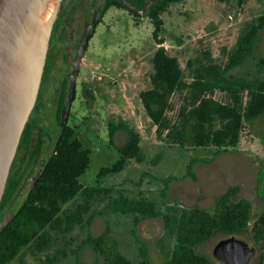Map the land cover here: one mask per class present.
<instances>
[{
    "label": "rangeland",
    "instance_id": "obj_1",
    "mask_svg": "<svg viewBox=\"0 0 264 264\" xmlns=\"http://www.w3.org/2000/svg\"><path fill=\"white\" fill-rule=\"evenodd\" d=\"M87 1L68 0L58 14L50 41L52 57L46 67L39 110L36 114L33 111L31 119L40 117L41 123L45 121L41 105L49 101L52 91L50 76L62 66L61 57L69 35L77 41L83 29ZM69 6L70 9L73 7L72 18L65 24L60 15ZM261 15H264V0H244L241 6L236 0H185L169 5L161 14L163 26L158 38L163 41L167 53L178 59L184 78L189 80L186 68L189 59L196 56L206 58L204 54L208 53L212 59L225 62L226 54L233 48L241 30L256 23ZM63 26L66 31L62 38L59 34ZM152 32L153 25L147 16L136 17L114 5L106 8L94 28L83 54L67 120L82 148L90 152L88 167L78 177V182L83 186L112 187L115 196L118 190L130 198L144 197L153 201L162 214L169 205H175L178 210L194 206L211 210L218 196L237 187V197L250 201L252 215L257 218L264 211V115L245 125L235 143L222 147L210 143L181 146L165 137L158 138L155 126L138 98L140 91L150 87L151 58L158 47ZM262 58L264 30L253 56L232 73L264 78V67L260 73L256 68ZM182 95L180 92L172 95L167 113L172 121ZM213 97L225 101L224 94L219 91L214 92ZM57 127L55 122L47 125L52 142ZM127 129L139 135V144L145 155L143 162L121 158L118 147L127 142ZM190 167L194 177L185 176ZM79 200L77 196L65 207ZM107 227L111 238L108 247H116L135 263L164 264L174 245V238L164 229L162 216L141 219L138 224H134L131 215L96 216L90 231L98 235ZM85 234L84 229L77 227L70 235L71 243L59 242L57 247H66L67 257L55 264H102V257L87 247L80 251L79 263H76L70 250L85 238ZM228 236L216 232L196 250L216 262L212 249ZM235 236L255 247V254L248 264H260L264 241L256 242L251 229ZM50 253H54V249ZM44 258L45 255L34 256L24 248L8 264H42Z\"/></svg>",
    "mask_w": 264,
    "mask_h": 264
},
{
    "label": "trees",
    "instance_id": "obj_2",
    "mask_svg": "<svg viewBox=\"0 0 264 264\" xmlns=\"http://www.w3.org/2000/svg\"><path fill=\"white\" fill-rule=\"evenodd\" d=\"M129 1L138 8L144 5V0ZM181 1L185 0H156L146 15L153 25L152 38L158 47L151 58L150 87L140 91L138 98L155 126L158 138L165 137L181 146L210 143L222 147L233 144L245 125L264 115V78L232 73L253 56L264 30V15L241 30L233 48L226 54L225 62L212 59L208 53L204 54L206 58L196 56L189 59L186 63L189 80H186L178 59L167 53L163 41L158 38L163 26L161 14L169 5ZM236 2L241 6L244 0ZM109 5L124 8L116 0H109L104 11ZM263 67L262 58L256 63L258 73ZM216 91L224 94L225 101L213 97ZM175 92L183 95L172 121L167 113ZM127 133V142L118 147L122 160L143 162L145 155L139 144V135L132 129H127ZM89 154L74 136L73 128L66 125L55 152L28 198L0 232V264L10 263L24 248L34 256L45 255L42 264H55L67 257L66 247H57L59 242L71 243L70 235L77 227L84 229L86 234L70 250L76 263H79L80 251L87 247L99 258L102 257V264H147L146 261L135 263L116 247H108L107 242L111 240L108 227L101 234L91 233L94 218L110 214L131 215L134 224L141 219L162 216L164 229L174 238L173 248L164 264H219L196 250L199 244L209 240L216 232L230 236L251 229L256 242L264 241V211L254 219L250 201L237 197V187L218 196L211 210L196 206L178 210L175 205H169L166 213L162 214L153 201L144 197L130 198L118 190L115 196L112 187L81 185L78 177L88 167ZM185 176L194 177L191 167ZM13 189V185L5 189L0 209ZM77 196L80 198L78 202L65 207ZM53 249L54 253H50ZM261 260L260 264H264V254Z\"/></svg>",
    "mask_w": 264,
    "mask_h": 264
},
{
    "label": "water",
    "instance_id": "obj_3",
    "mask_svg": "<svg viewBox=\"0 0 264 264\" xmlns=\"http://www.w3.org/2000/svg\"><path fill=\"white\" fill-rule=\"evenodd\" d=\"M67 1L55 0L47 24L39 39L34 42L40 10L47 0H0V203L8 186V177L17 162V147L24 128L37 103L53 27ZM116 1L129 11L146 16L156 0H144L142 8L136 7L129 0ZM106 2L107 0H95L93 5V0L87 1L83 29L77 39L78 45L74 57L71 53V41L75 37L73 35L69 37L64 50V61L71 66V69L64 70L67 77L66 94L53 145L45 154L44 161L29 177L12 206L4 214L0 211V232L23 206L50 156L54 153L68 118L78 66L88 39L94 31L95 23L104 12ZM53 89L52 102L55 111L61 91V84L57 83L56 76L53 77ZM32 144L33 141L31 146ZM255 251V247L250 246L245 240L230 235L214 245L212 255L220 264H248Z\"/></svg>",
    "mask_w": 264,
    "mask_h": 264
},
{
    "label": "flooded vegetation",
    "instance_id": "obj_4",
    "mask_svg": "<svg viewBox=\"0 0 264 264\" xmlns=\"http://www.w3.org/2000/svg\"><path fill=\"white\" fill-rule=\"evenodd\" d=\"M94 1L95 0H93V5H94ZM108 1L109 0H107L106 4L108 3ZM69 9H70V6H69ZM69 9L66 12H62L60 15V17H63V21L65 24H68L72 18L73 7L70 10ZM99 18L96 21L95 26L98 23ZM65 31H66V29L63 26L60 30L59 36L63 38L65 35ZM69 37H70V35H69ZM69 37H68V41H69ZM89 39H88V41H89ZM67 44H68V42H67ZM77 45H78V40L76 41V39L74 38L71 41V53H72L73 57H74L75 52L77 50ZM87 46H88V42L86 44L84 53L87 49ZM65 49H66V46L64 47V50ZM64 56H65V53H63V55L61 57L62 66L60 68H58L57 72H52V74L50 76L52 91L48 97L49 101L45 105H44V103L41 105L42 108L44 109L43 113H44V117H45L44 120L45 121L41 123L40 117H38L39 119H37V120L30 118L28 120L25 128H24V131L22 134V139L20 140L19 145L17 147V152H16L17 162H16V165L14 167V170L12 171L10 176L8 177L7 189L10 187V185H13L14 189L12 191L10 198L6 201V203L0 209L2 214L6 213V211L15 202L16 198L18 197V195L20 194V192L24 188L29 177L34 173V171L38 168V166L41 164V162L44 161L45 154L50 150V148L53 145L52 138L50 137L51 131L50 132L48 131L47 125L50 122H55V124H57V125L59 124V120H60V116H61V110H62L63 101H64V97L66 94V87H67V77L64 74V70L66 68H68V70L71 69V66L67 65L65 63ZM51 57H52V52L48 53L47 58H46L45 67H44V74L42 77L41 86H40V90H39V94H38V98H37V103L35 106L36 109H34V114H36L37 110H39V106H40L39 97H40V94L42 93L41 88L45 84V79L47 76L46 75L47 73H45L47 71L46 67H47ZM82 59H83V57H82ZM81 64H82V60L78 66V69H77V72L75 75L74 91L72 94V101H73L74 96H75L76 79L78 77ZM54 76H56L57 83L61 84V91L59 92V99H58V107L55 111H54V103L52 102V95L54 92V89H53V77ZM72 101H71V103H72ZM70 106H71V104H70ZM69 109H70V107H69ZM68 115H69V111H68ZM67 120H68V118H67ZM66 125H67V121L64 125V128L66 127ZM64 128H63V130H64ZM63 130H62V132H63ZM62 132L59 136V139L62 136ZM32 141H33V144L31 146ZM58 142H59V140H58ZM58 142H57V144H58ZM57 144H56V147H57ZM56 147H55V149H56ZM54 152H55V150H54ZM0 218H1V216H0Z\"/></svg>",
    "mask_w": 264,
    "mask_h": 264
},
{
    "label": "bare ground",
    "instance_id": "obj_5",
    "mask_svg": "<svg viewBox=\"0 0 264 264\" xmlns=\"http://www.w3.org/2000/svg\"><path fill=\"white\" fill-rule=\"evenodd\" d=\"M54 3H55V0H47L44 7H42V9L40 10L38 23H37V27H36V31L34 35V42H36L39 39L40 35L42 34L47 24V21L52 13V10L54 8Z\"/></svg>",
    "mask_w": 264,
    "mask_h": 264
}]
</instances>
